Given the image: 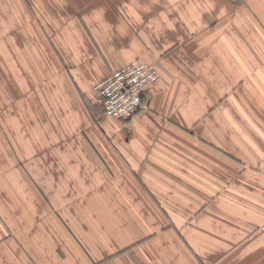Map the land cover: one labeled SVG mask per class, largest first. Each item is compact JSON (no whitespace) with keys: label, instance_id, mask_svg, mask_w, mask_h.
<instances>
[{"label":"crops","instance_id":"crops-1","mask_svg":"<svg viewBox=\"0 0 264 264\" xmlns=\"http://www.w3.org/2000/svg\"><path fill=\"white\" fill-rule=\"evenodd\" d=\"M0 90V264H264V0H0Z\"/></svg>","mask_w":264,"mask_h":264},{"label":"built area","instance_id":"built-area-1","mask_svg":"<svg viewBox=\"0 0 264 264\" xmlns=\"http://www.w3.org/2000/svg\"><path fill=\"white\" fill-rule=\"evenodd\" d=\"M159 77L154 63L132 60L95 84L96 101L106 115L128 119L146 107L145 93L158 83ZM260 229L264 231V224Z\"/></svg>","mask_w":264,"mask_h":264},{"label":"rangeland","instance_id":"rangeland-1","mask_svg":"<svg viewBox=\"0 0 264 264\" xmlns=\"http://www.w3.org/2000/svg\"><path fill=\"white\" fill-rule=\"evenodd\" d=\"M3 92H5V97H4V98H7V97H8V96H7V91H1V90H0V96L3 97ZM15 92H16V94H17L18 97L23 96V94H24V91H23V90H22V91H15ZM9 95H10V97H11V95H13V94H12V91H10V90H9ZM100 109H101V108H100ZM36 110H37V108H36ZM100 112L102 113V109L100 110ZM54 139H55V138H54ZM57 139H58V140L61 139V140H63V141L65 140V139H62V138H59V137H58Z\"/></svg>","mask_w":264,"mask_h":264}]
</instances>
